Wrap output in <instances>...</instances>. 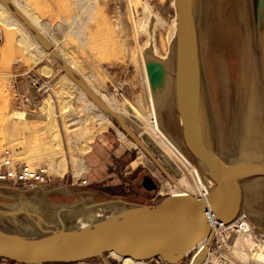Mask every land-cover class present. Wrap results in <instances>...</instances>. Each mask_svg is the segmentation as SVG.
<instances>
[{"label": "rangeland", "instance_id": "rangeland-1", "mask_svg": "<svg viewBox=\"0 0 264 264\" xmlns=\"http://www.w3.org/2000/svg\"><path fill=\"white\" fill-rule=\"evenodd\" d=\"M49 1L52 0H26L25 6L36 16L38 27L47 32L58 48L65 49L62 56L68 63L78 64L79 70L91 79L100 98L112 106L109 107L115 113L119 108L118 115L175 182H190L189 170L150 134V109L141 64V51L147 36L137 32L135 27L148 3L167 24L166 27L158 24L155 35L159 53L169 59L165 89L169 92L158 106L159 121L165 133L193 161L183 144L175 106V41H171L170 29L176 14L173 0H53L63 18L58 19L61 27L56 30L45 29L41 21L42 13L52 9ZM199 22L208 68L213 60L218 94L216 99L211 96L210 99L214 101L212 110L218 125L226 128L232 137L230 146L234 151L239 149L246 127L251 132L260 129L255 140L261 142L264 138L263 99L248 86L234 89L230 68L235 57L248 59L251 54H261L262 49L259 51L257 47L264 44V1L201 0ZM36 53L42 60L38 64L20 43L19 32L0 23V154L12 148L21 160L31 165L47 164L55 176V184L53 188L21 190L0 186V203L21 205L36 213H51L62 205L116 199L153 206L176 191L175 182L170 181L78 86L71 89L70 98H61V83L51 87L61 75L58 65L39 51ZM42 65L51 68L49 76L42 73ZM37 82L39 87L33 85ZM44 103L54 106L51 119L42 109ZM18 105L24 108L19 110ZM19 113H25L26 122L14 117ZM162 113H167L168 117ZM105 125L106 128H102ZM236 153L237 157L242 155L239 151ZM89 168L91 173L85 174ZM146 176L156 182V190L148 191L143 187ZM84 180H87L85 185L82 184ZM251 221L264 229L253 218ZM193 254L178 263L189 264ZM106 256L112 264H119L111 254Z\"/></svg>", "mask_w": 264, "mask_h": 264}, {"label": "water", "instance_id": "water-1", "mask_svg": "<svg viewBox=\"0 0 264 264\" xmlns=\"http://www.w3.org/2000/svg\"><path fill=\"white\" fill-rule=\"evenodd\" d=\"M175 2L178 19L174 61L175 106L183 144L200 174L213 181L214 187L208 196V203L216 218L229 224L241 214H246L251 221L243 210V186L248 181L264 178V158L261 161L230 163L219 154L214 141L204 82L199 22L201 0ZM0 4L49 53L60 72L65 73L174 183L173 176L158 162L126 121L69 66L52 42L21 13L14 2L0 0ZM262 49L264 56V44ZM165 69L167 78L168 71ZM143 186L148 191L158 188L149 176L144 177ZM113 201L119 202L122 208L108 215L92 216L79 221L43 224L0 219V258L18 264H74L91 259L102 264H112L106 255L114 253L144 261L160 258L166 263L176 264L188 255L190 248L206 242L191 264H207L213 231L204 214V201L188 195L169 196L153 206L133 205L119 199L101 203L88 202L87 205L96 208ZM5 206L12 205L0 203V210ZM157 233H166L172 239L177 237L179 243L164 242L166 245L160 247L131 244L149 234Z\"/></svg>", "mask_w": 264, "mask_h": 264}, {"label": "bare ground", "instance_id": "bare-ground-1", "mask_svg": "<svg viewBox=\"0 0 264 264\" xmlns=\"http://www.w3.org/2000/svg\"><path fill=\"white\" fill-rule=\"evenodd\" d=\"M262 2V1H260ZM175 0L172 2V7L175 9ZM20 8V7H19ZM18 8V9H19ZM23 9V8H21ZM20 10V9H19ZM28 10V9H27ZM21 11V10H20ZM25 12V11H24ZM21 13L28 19V17L21 11ZM29 20V19H28ZM30 21V20H29ZM31 22V21H30ZM0 23L7 27L8 29H14L19 32L20 35V43L26 48L28 51V55L33 60L35 64L41 62V56L36 52L39 51L44 58L49 59L54 62L50 57L49 53L45 51V49L35 41V39L14 19L8 10L0 4ZM32 23V22H31ZM33 24V23H32ZM158 24H161L163 27H166L162 19L153 12L151 7L148 4H145L144 16L135 22V27L137 32L145 33L147 36V41L141 51V64L144 73V80L148 95V104L150 109V131L151 135L159 140V142L166 147L177 159L178 161L189 170L191 174L190 182L187 181H179L175 182V190L170 194V197H183V196H192L197 199L199 193L208 189L209 185L212 184V179L207 176L203 177L200 174L197 166L184 154V152L180 149V147L175 143V141L162 129L160 121H159V104H163L168 95L169 89H166V69L169 64V59L167 56H162L158 50L156 45V28ZM36 28L37 26L33 24ZM168 28V27H167ZM171 29V41H175L178 33V19L175 14ZM41 32V31H40ZM55 49L61 54H63L65 49L59 50L58 47L55 46ZM61 54V55H62ZM64 58V57H63ZM65 59V58H64ZM66 60V59H65ZM67 62V61H66ZM68 63V62H67ZM69 66L96 92L95 87H93L91 79L83 71L79 70V66L76 62L70 61ZM41 71L45 75H50L52 70L48 65H42ZM236 71V68H235ZM65 82V84H64ZM61 83V92L59 93L60 97L63 99H68L72 96L71 89L77 88V85L63 72L58 79H56L51 87H55ZM63 83V84H62ZM67 85V86H65ZM97 89V88H96ZM164 90L166 91L164 93ZM51 101V99H50ZM110 106V105H109ZM112 107V106H110ZM42 109L49 114V117L54 116V106H48L47 103L42 105ZM141 111V109H140ZM138 112V109H137ZM142 113V111H141ZM119 114V108L117 107V113ZM166 118L168 117L167 113H162ZM19 121H27L25 113L15 114L14 116ZM49 119V120H50ZM108 120V119H107ZM111 122L108 120V124ZM108 126V125H107ZM102 128H106L102 126ZM125 135V134H124ZM126 136V135H125ZM52 166V165H51ZM50 167V166H49ZM51 169V168H50ZM192 185V186H191ZM23 199V197H21ZM134 205V204H133ZM122 208V205L119 202H110L107 204H100L96 208L87 205V203H76L74 205H62L58 206L51 213H44L43 215L34 214L30 211H27L21 205L18 207H8L5 206L0 210V219L4 221H18L20 223H28V222H39V223H63V222H71V221H79L84 220L92 216H103L108 215L114 211H117ZM264 230V229H263ZM177 237L169 238L166 233H157V234H149L142 239L136 240L131 244L141 247H160L163 246L166 242L169 243H179ZM165 242V243H164ZM206 242H202L199 244L198 250H201L205 246ZM166 245V244H165ZM195 247L190 248L187 251L189 254ZM111 256L114 260L119 261V264H146V262L142 259H137L132 256L121 257L114 253H111ZM257 258L261 261H264V253L257 254ZM194 258V256H193ZM193 260V259H192ZM192 260L189 264H191Z\"/></svg>", "mask_w": 264, "mask_h": 264}, {"label": "crops", "instance_id": "crops-1", "mask_svg": "<svg viewBox=\"0 0 264 264\" xmlns=\"http://www.w3.org/2000/svg\"><path fill=\"white\" fill-rule=\"evenodd\" d=\"M12 1L18 8L20 7L19 9L23 11V13L28 17V19L33 24H35L37 28L49 39V35L47 34V32L41 30L43 28L38 27V25L36 24L35 22L36 19L34 18L36 16H33L31 10H27V7L25 6L26 0H12ZM48 4L52 6V9H47L45 12L42 13L43 18L41 21L42 23H44L45 29L56 30L58 29V27H61L58 19L62 18V14L54 7L56 3L53 0L49 1ZM52 44L54 45V47L56 46V44H54L53 42ZM262 46L263 43H261V48L258 45L257 50L260 51V49H262ZM58 49L60 51L62 50L60 48ZM262 51H260L261 54L259 56L256 55V53L251 54L250 58L248 59L246 58L243 59L241 57H235V59L233 58L231 61L230 75H231V82L234 84V89L240 90L241 87L244 88L248 86V88L253 90V92L256 91L257 94L259 93L264 102V56H262ZM202 59H203L205 90H206V97L209 107L211 126L214 134L215 145L219 154L226 161L230 163H240L245 161H261L264 158V138L261 142L255 140V137L257 133L260 131V129L259 131L251 132L246 127V129L242 131L240 137L241 141L239 143L240 147L237 150L239 151V153L242 154L239 155L240 157H237L238 156V154L236 153L237 151H234L232 146H230V144L233 143L232 141L233 139L226 131V128H224L222 125L221 126L218 125V121L214 117V113L212 110V102L214 101H211L210 98L212 97L216 99L218 94L216 78L213 72L214 71L213 60H211V66H210L211 70H210V68L207 67V58L205 59L204 57L203 49H202ZM234 62L237 63V65H235ZM254 142H257V144L255 143L256 144L255 146H253L252 144ZM91 171L92 169L89 168V170H86L84 172L85 174L86 173L89 174L91 173ZM3 187H7V186H3ZM53 187L54 185L51 186L50 188ZM243 193H244V203H243L244 212H246L251 218H253L255 222H258L260 226L264 227V178H259L246 182L243 186ZM246 194L248 195V197L246 196ZM0 264H16V263L13 261H8L6 259L0 258ZM74 264H102V263L96 259H91Z\"/></svg>", "mask_w": 264, "mask_h": 264}, {"label": "built area", "instance_id": "built-area-1", "mask_svg": "<svg viewBox=\"0 0 264 264\" xmlns=\"http://www.w3.org/2000/svg\"><path fill=\"white\" fill-rule=\"evenodd\" d=\"M33 85L39 87L38 82ZM17 99L20 100V95L17 96ZM29 106L28 110L31 109V105ZM21 108L24 107L17 106V109L21 110ZM17 153L15 149L6 148L0 154V185L21 190L51 187L55 184V176L47 164L31 165L21 160ZM82 184H87V180L82 181ZM208 185L207 190L196 195L197 199L206 203L204 214L213 231L207 264H264V261L259 260L256 256L264 253V231L258 229L246 214H241L229 224L219 221L208 203V196L214 184ZM197 249L198 247H195L185 258L193 253L195 257L200 251L195 253ZM153 261H156L157 264H170L160 258L145 262L150 264Z\"/></svg>", "mask_w": 264, "mask_h": 264}, {"label": "flooded vegetation", "instance_id": "flooded-vegetation-1", "mask_svg": "<svg viewBox=\"0 0 264 264\" xmlns=\"http://www.w3.org/2000/svg\"><path fill=\"white\" fill-rule=\"evenodd\" d=\"M144 179V178H143ZM156 183V182H155ZM142 184H143V182H142ZM157 185V184H156ZM144 187V186H143ZM158 187V186H157Z\"/></svg>", "mask_w": 264, "mask_h": 264}, {"label": "trees", "instance_id": "trees-1", "mask_svg": "<svg viewBox=\"0 0 264 264\" xmlns=\"http://www.w3.org/2000/svg\"><path fill=\"white\" fill-rule=\"evenodd\" d=\"M9 261V260H8ZM16 264H18V263H16Z\"/></svg>", "mask_w": 264, "mask_h": 264}]
</instances>
